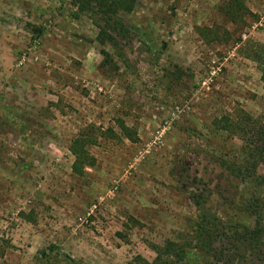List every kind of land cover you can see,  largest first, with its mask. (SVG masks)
<instances>
[{"label": "rangeland", "instance_id": "1", "mask_svg": "<svg viewBox=\"0 0 264 264\" xmlns=\"http://www.w3.org/2000/svg\"><path fill=\"white\" fill-rule=\"evenodd\" d=\"M228 1L138 0L113 48L96 40L94 8L0 0V264L151 262L192 236L194 195L227 229L253 227L241 206L263 190L222 166L240 164L243 144L214 121L264 126L241 49L264 44V0H243L237 24L220 11ZM78 137L90 167L70 153Z\"/></svg>", "mask_w": 264, "mask_h": 264}, {"label": "trees", "instance_id": "2", "mask_svg": "<svg viewBox=\"0 0 264 264\" xmlns=\"http://www.w3.org/2000/svg\"><path fill=\"white\" fill-rule=\"evenodd\" d=\"M74 4L81 12L93 13L92 9H95L104 24L103 27L97 25L99 32L96 40L101 45L108 44L116 48L119 36L116 34L124 29L122 16L132 14L138 6V0H74ZM220 8L225 18L233 24L242 21L249 14L243 0H229ZM241 49L244 50L243 56L255 64L264 90V44L247 42ZM102 57L101 67L110 65L116 69L108 53L102 52ZM239 116L234 121L230 117L214 121L218 131L239 138L243 144L240 164L230 165L225 162L222 166L234 174V177L252 181L254 188L263 190L264 194V177L257 175L258 168L264 167V126L246 114ZM70 151L75 158V165L92 166L93 159L87 152L82 137L73 141ZM191 199L198 215L190 239L184 242L167 241L161 247H154L155 257L151 262L138 256L134 259V264H197L190 260L191 257L203 259L198 264H243L246 257L255 259L257 264H264V200L261 197L251 195L244 200L241 210L254 219V225L251 228L237 229H227L216 216L208 212L202 195H194Z\"/></svg>", "mask_w": 264, "mask_h": 264}]
</instances>
